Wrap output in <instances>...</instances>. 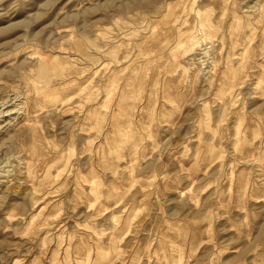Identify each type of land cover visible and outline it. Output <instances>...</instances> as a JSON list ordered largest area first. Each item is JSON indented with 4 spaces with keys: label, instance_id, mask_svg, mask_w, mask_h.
Instances as JSON below:
<instances>
[{
    "label": "rangeland",
    "instance_id": "rangeland-1",
    "mask_svg": "<svg viewBox=\"0 0 264 264\" xmlns=\"http://www.w3.org/2000/svg\"><path fill=\"white\" fill-rule=\"evenodd\" d=\"M0 264H264V0H0Z\"/></svg>",
    "mask_w": 264,
    "mask_h": 264
}]
</instances>
